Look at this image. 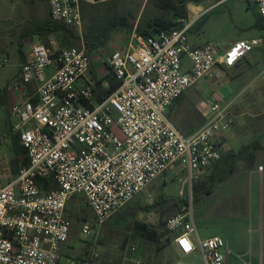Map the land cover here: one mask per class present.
Here are the masks:
<instances>
[{"label": "built area", "instance_id": "1", "mask_svg": "<svg viewBox=\"0 0 264 264\" xmlns=\"http://www.w3.org/2000/svg\"><path fill=\"white\" fill-rule=\"evenodd\" d=\"M113 1L48 0L49 14L82 38V5ZM249 1L264 21V0ZM190 26L149 38L134 30L105 59L119 86L103 101L96 100L91 85H78L92 63L83 41L80 47L55 51L35 44L26 52L12 88L18 92L33 84L36 91L13 104L10 115L29 164L11 176L0 160V264H60L71 233L65 213L76 198L93 212L98 236L106 222L162 175L186 172L184 183L192 186L222 159L234 101L226 96L203 101L204 123L190 134L175 126L169 110L200 80L222 78L262 41L195 47L188 39ZM184 58L191 63L188 71ZM7 63L0 60V67ZM91 230L84 222L81 236L87 238ZM164 230L174 236L181 254L199 251L203 264H229L225 240H202L189 206L170 217ZM99 258L94 248L80 264H101Z\"/></svg>", "mask_w": 264, "mask_h": 264}, {"label": "rangeland", "instance_id": "2", "mask_svg": "<svg viewBox=\"0 0 264 264\" xmlns=\"http://www.w3.org/2000/svg\"><path fill=\"white\" fill-rule=\"evenodd\" d=\"M12 1L14 0H0V60L8 59V63L0 67V160L2 159L1 161L7 165L9 174L14 176L17 172V164L12 157L14 150L12 126L16 121L10 115V106L5 100V88L18 72L19 33L32 26L34 20L28 12V0H20L19 3ZM148 1L117 0L105 4L103 12L125 18L131 24H137L145 12ZM155 1L158 0L150 1L148 13L153 10ZM186 11L188 15L182 21L185 25H191L188 34L191 45L210 43L228 47L238 41L262 39V44L249 55V62L244 63L240 69L226 71L217 81L211 80V87H226L232 94L233 100L229 101H234L231 109L234 123L228 144L238 149L240 145L250 142L264 143V25L257 6L249 0H192L187 3ZM20 24L22 26L19 27ZM89 25L90 23H86V28ZM124 31L127 32L128 42L132 32L122 30ZM61 36L56 39L57 47L61 49L79 47L78 44L66 46ZM105 54L106 52L101 50L93 55L95 80L96 77H103L102 71L107 58ZM51 72L52 70H47L46 73ZM85 78L90 81V74ZM187 95L192 96V102L177 105L170 117L177 127L179 120L188 125L199 121L195 110L191 108L187 111L190 105L195 107L198 101L196 87L190 88ZM3 135L7 136V143L1 141ZM5 155L7 157H4ZM186 178V172L178 176L162 175L106 222L98 236L96 234L99 229H92L87 238L81 236L83 221L93 226L96 224L95 216L83 201L69 203L68 213L72 216L71 233L69 242L61 254L60 264H79L80 260L88 256L87 252L94 248L100 256L101 264L104 262L105 264H136L137 261L141 264H176L177 262L203 264L199 251L190 256L182 255L173 246L172 235L166 234L161 243H155L146 239L138 230V226L145 225L149 230L165 234L161 222H166L186 204L192 211L195 226L202 240L218 235L220 227L225 228L227 234L223 239L229 242V234H231V241L239 244L240 252L244 255L239 264H259V256L256 255H259L260 249L264 247V202L260 200L256 204V210L254 208L253 211L252 202L248 203L247 190H241L237 194V191L230 186L212 197L194 202L193 189L206 180H200L191 186L184 183ZM227 188L234 190V195L228 204H225ZM161 194L164 197L163 201L159 200ZM149 206L155 208L150 210ZM77 215L81 217H76ZM230 258V264H233V256L231 255Z\"/></svg>", "mask_w": 264, "mask_h": 264}, {"label": "crops", "instance_id": "3", "mask_svg": "<svg viewBox=\"0 0 264 264\" xmlns=\"http://www.w3.org/2000/svg\"><path fill=\"white\" fill-rule=\"evenodd\" d=\"M19 1L20 0H14L12 2L19 3ZM28 1H29V5H28L29 6V10H28V8H27V10H28L30 16L32 15L31 18L34 20V24L32 26H28V28L25 31L19 33V37H18V41H17L18 42V51L20 53V59H19V64H18V72L16 73L13 81L10 84H8V86H7L8 89H7L6 96H5L6 102H7V104L10 107L13 104H16V103H18L20 101H23L26 97H28L29 95L33 94L34 91H36V87L33 84H29L27 86V88L23 89V91H18V92L14 91L13 88H12L15 79L17 78V76L20 73V66H21V63H22L23 54L26 55V52H28L31 49V47L33 45H35V44L44 45L48 49H50L52 51L61 49V48L57 47V41H56V39L59 38L60 34H54L53 32H50V31H44L43 32V37H40V35L34 33V30L36 28L35 26H37V25L39 26L41 23L45 22L50 17L48 0H28ZM18 6H19V4L17 5V7ZM26 23H27V20H26ZM18 26L20 27V26H22V24H20ZM126 38H127V32H125V31L124 32H122V31L121 32H118V31L114 32L112 34L111 40L108 43L107 47L102 49V51L106 52V54L109 55L111 52L116 50L119 46L125 44L127 42ZM256 40H262V39H256ZM193 46L198 47V46H202V45H197L196 44V45H193ZM67 48H69V47H67ZM183 62H184V70L188 71L189 68H190V65H191L190 61L187 58H184ZM246 62H249L248 58L243 60L235 68L229 69L227 71L228 72L229 71L232 72L233 70L240 69L242 67V65H244V63H246ZM94 63H95V61H94L93 56H92V63H91L90 70L88 72V74H90V77H91L90 81L87 80L84 77L79 82V84H78L79 86H82V85L96 86L98 81L105 80L104 78H106L109 75H111L109 70H108V68H107V66L104 64L105 68H103V71H102L103 77H101V78L99 77L100 79L96 77V80H95V78L93 76V71H95L94 70V68H95ZM212 81L208 80V79H202V80H200L199 82H197L193 86V87H196V92H197L196 96L198 97V99H197L198 101H197L195 107L190 105L191 107L189 109H187V111L190 110L191 108L193 110H195L196 114L199 117V121H197L196 123L193 122V123L188 125V124H183L179 120L178 121V127L176 125L175 126L181 132H183L184 134H190V133L194 132L200 126H202V124L204 123V117L200 113V106L202 105L203 101H205L207 99H210V98L219 97V96H221V97L226 96V98H228V100L232 99V94H231V92L229 90L226 89V87H224V88H219V86H212L211 87ZM100 88L102 89V94H103V92L110 90L109 81L108 80L107 81H103L101 83V85H100ZM187 92H185L184 95L180 98L181 100L178 99L172 105V107L169 110V117L172 116V113H174V110H175L177 105H181V104H183L185 102H188V101L192 102V96L191 95H187ZM95 98H96V100L99 101V99L96 96V94H95ZM231 134L232 133L230 132L227 135V139L225 141L226 153L223 156H227V154H230V153L237 154L241 150V148H243L244 146H247V145L252 143V142H250V143L242 144V145H240V148L238 147V149H234L230 144H228L229 137L231 136ZM1 141L2 142L4 141L5 143H7V136L3 135L2 138H1ZM257 142L260 143L261 146H264L263 142H260V141H257ZM12 153H13V155H12L13 160H16L15 151L13 150ZM4 157H7V155H5ZM236 162H237L236 163L237 164V168H236L235 173L233 175H231L224 183L219 185L213 191V193L210 196H208V197H212L213 195H216L218 192L220 193V190L225 189V187H229V186L231 188H234V190L237 191L236 192L237 194L240 193L241 190H247V194L246 195L248 196V203L252 202L253 211H254V208L256 210V207H257L256 204L260 200H262L264 202V149L258 150L256 152H253V150L246 151L245 155L240 156L236 160ZM214 166L215 165H213V167L210 168L207 171V173L202 177L201 181L202 180H206V182H207V181H209V179L211 177H213V175L217 171V168L215 169ZM260 167L263 168L262 171L259 170ZM8 172H9V169H8ZM166 175L175 176V171L174 170L169 171V172L166 173ZM234 190H230L229 188H227V191L225 190V198H224V203L225 204L226 203L228 204V202L231 199V197H233ZM73 201L80 202V199L76 198ZM128 205H126V206H128ZM259 209H261V207H259ZM122 210H120V211H122ZM249 210H250V208L248 209V212H249ZM117 214H115L114 216H116ZM65 216H66V218L69 221H70V218H72V216H70L69 213H68V207L66 209ZM76 217L80 218L81 215H77ZM83 222H86V221H83ZM95 225L96 224H94L92 226V229H94V230L96 229ZM224 229L225 228H221L220 227V229H218V232H217L218 235H213V236H210L209 238L214 237V236H219V237L223 238V236H225V234H227V232ZM231 236L232 235L229 234V242H227V241H225V242L227 244L228 249L231 252L230 256L231 255L233 256V264H239V262L241 261L240 259L244 255H243V253L240 252L241 249L239 248V244L237 242L231 241ZM68 242H69V240L62 246L61 254H62L65 246L68 244ZM172 244H173V246L175 248H177L179 250L178 246L176 245V243L174 241V236H173ZM179 252H180V250H179ZM87 253H89V252H87ZM254 256H255V254H254ZM256 256H259L258 257L259 258V264H264V247H262L260 249L259 255H256ZM86 258L87 257L85 256L84 259L80 260L78 263L80 264V262L85 261ZM137 262H140V261H137ZM230 262H231V258L229 257V264H230ZM104 264H105V262H104Z\"/></svg>", "mask_w": 264, "mask_h": 264}, {"label": "trees", "instance_id": "4", "mask_svg": "<svg viewBox=\"0 0 264 264\" xmlns=\"http://www.w3.org/2000/svg\"><path fill=\"white\" fill-rule=\"evenodd\" d=\"M150 1L151 0L147 2L145 12L137 24H131L125 18L104 14L103 7H105V4H83L82 16L84 21V33L82 38L73 28L63 23L54 22L50 17L39 26H35L34 33L40 35V37H43L44 31L60 34L62 35V40L66 46L72 44H78V46H81V42L83 41L87 53L93 56V54L98 53L100 50L107 47L112 34L117 31L127 30L131 33L135 30L140 36L149 38L156 36L161 32H170L184 27V22L182 20L188 15L186 6L187 3L192 0H158L153 3V10L151 9L152 11L148 13ZM260 19L264 25V21L262 18ZM86 23H90L88 28H86ZM23 62H25V54L22 56V63ZM107 80L110 84V90L103 92V94L100 85L104 80L98 81L96 86H92L99 101L107 99L119 86L112 75L106 77L105 81ZM7 89L8 87L5 89V96ZM13 148L16 153L15 162L17 164V172L15 174H17L20 168L29 164V158L26 151L20 145L19 136L15 134L13 136ZM261 149H264V146H261L260 143L255 141L241 148L237 154L230 153L227 154V156H223L214 166L215 169L217 168V171L213 177L207 182L198 184L193 189L194 202L210 196L219 185L233 175L237 168L236 160L240 156L245 155L246 151L253 150V152H256ZM41 185L45 189L48 187V184H45L44 182H41ZM162 195L163 194L160 195V201H163L164 199ZM185 206L188 205L186 204ZM154 208L155 206H149L148 209L153 210ZM164 226L165 222L162 221L161 227ZM138 230L143 233L146 239L155 243H161L165 235L169 234L168 232L160 234L155 230H149L145 225L138 226Z\"/></svg>", "mask_w": 264, "mask_h": 264}, {"label": "snow or ice", "instance_id": "5", "mask_svg": "<svg viewBox=\"0 0 264 264\" xmlns=\"http://www.w3.org/2000/svg\"><path fill=\"white\" fill-rule=\"evenodd\" d=\"M235 53H233V55H234Z\"/></svg>", "mask_w": 264, "mask_h": 264}, {"label": "water", "instance_id": "6", "mask_svg": "<svg viewBox=\"0 0 264 264\" xmlns=\"http://www.w3.org/2000/svg\"><path fill=\"white\" fill-rule=\"evenodd\" d=\"M94 230V229H93Z\"/></svg>", "mask_w": 264, "mask_h": 264}]
</instances>
